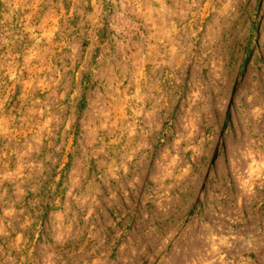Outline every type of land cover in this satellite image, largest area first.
<instances>
[{"label":"rangeland","instance_id":"rangeland-1","mask_svg":"<svg viewBox=\"0 0 264 264\" xmlns=\"http://www.w3.org/2000/svg\"><path fill=\"white\" fill-rule=\"evenodd\" d=\"M0 264H264V0H0Z\"/></svg>","mask_w":264,"mask_h":264},{"label":"trees","instance_id":"trees-1","mask_svg":"<svg viewBox=\"0 0 264 264\" xmlns=\"http://www.w3.org/2000/svg\"><path fill=\"white\" fill-rule=\"evenodd\" d=\"M228 119H229V116H228V113L226 114V121H228Z\"/></svg>","mask_w":264,"mask_h":264}]
</instances>
